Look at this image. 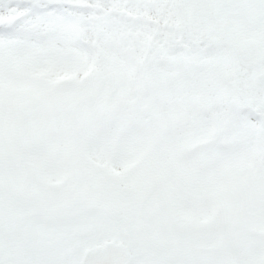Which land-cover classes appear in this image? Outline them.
Segmentation results:
<instances>
[{"label": "snow or ice", "instance_id": "6c2138e0", "mask_svg": "<svg viewBox=\"0 0 264 264\" xmlns=\"http://www.w3.org/2000/svg\"><path fill=\"white\" fill-rule=\"evenodd\" d=\"M0 264H264V0H0Z\"/></svg>", "mask_w": 264, "mask_h": 264}]
</instances>
